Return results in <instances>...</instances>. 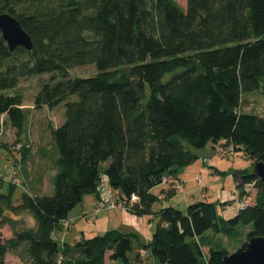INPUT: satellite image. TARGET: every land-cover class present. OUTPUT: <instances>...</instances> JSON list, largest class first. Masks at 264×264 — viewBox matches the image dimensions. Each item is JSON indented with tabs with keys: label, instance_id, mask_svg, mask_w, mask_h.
Returning <instances> with one entry per match:
<instances>
[{
	"label": "trees",
	"instance_id": "trees-1",
	"mask_svg": "<svg viewBox=\"0 0 264 264\" xmlns=\"http://www.w3.org/2000/svg\"><path fill=\"white\" fill-rule=\"evenodd\" d=\"M5 12L34 45L11 52L0 31V114L20 135L21 80L58 72L63 79L41 84L34 106L65 103L66 118L53 132L59 158L52 195L25 191L15 204L16 186L4 192L0 178V229L12 230L0 238V264L8 253L25 264H105L107 253L138 264L141 249L156 264H202L200 257L223 264L227 250L211 247L206 255L195 238L207 231L236 238L249 225L246 239L264 237V182L248 169L234 172L240 197L251 200L233 218L209 201L186 212L152 210V189L198 158L181 141L195 149L225 141L251 163L264 161V117L239 110L242 95L258 90L264 77V0H187L186 8L176 0H0ZM91 64L93 76L69 77ZM102 175L127 205L138 197L131 213L159 216L151 241L138 242L134 257L135 234L110 230L62 246L54 236L86 195L99 196ZM164 192L171 198L176 191ZM23 212L32 225H24Z\"/></svg>",
	"mask_w": 264,
	"mask_h": 264
},
{
	"label": "rangeland",
	"instance_id": "rangeland-1",
	"mask_svg": "<svg viewBox=\"0 0 264 264\" xmlns=\"http://www.w3.org/2000/svg\"><path fill=\"white\" fill-rule=\"evenodd\" d=\"M180 6L186 8L187 0H176ZM97 70L94 65H86L81 67H76L69 70V77H89L96 74ZM171 74H167L163 81H167L170 78ZM55 77V80H62L63 77L58 72L56 73H43L37 76L23 78L21 80L20 85L16 89L20 91V93L24 96V106L26 107V121L21 132L22 136L17 139V133L14 127H12L8 117L2 115L0 116V143L8 145L11 147V152L5 148L0 147V178L4 180V192H6L9 184L10 173L14 169V160L16 158H21V180L22 182L19 185H14L17 188V193H21L23 190H26L33 196H47L52 195L54 191L53 185V177L54 172L56 171V162L59 158L58 149L54 140V130L60 126L65 121V113L66 107L65 103H61L55 108H49L48 106H43L41 108H35L34 99L35 95L40 89V85L46 82H50L51 79ZM239 110L245 114H253L264 117V77L260 82V88L251 93H245L242 95V102L239 107ZM185 145V147L189 150H192L194 153L202 154V150L204 149H195L192 148L185 141H181ZM18 144L23 145V149L17 150ZM242 150H236L233 154L227 156L220 155V149L216 148V156L219 159H230L233 164H235V168H241L244 165L249 170L251 166L250 160L246 159L243 155ZM198 160V159H197ZM196 160V161H197ZM195 161V162H196ZM111 162L109 159L106 162L101 163V167L108 166ZM241 190V189H240ZM240 190L237 191L236 194L230 192V196L233 203H235V207L237 210H240V206L238 204V198L240 195ZM104 197H108L111 195L110 199H115L119 197L118 192H114L113 189L109 190V195L107 191H105ZM181 192H178L176 195L172 196V200L167 198L166 201L171 200L172 204H177L178 210L182 212H186L188 206H184V203L179 202L181 199ZM89 196V195H86ZM176 196V197H175ZM237 198L233 200V197ZM251 200V196L248 197ZM87 199V198H86ZM97 204L99 202V198L96 200ZM15 202V200H14ZM157 202V201H156ZM179 202V203H178ZM83 203V201L81 202ZM79 204L77 206V210L81 209L83 204ZM89 202L86 200L84 204V209H89ZM96 204V210H97ZM119 204V202H118ZM124 202L121 201L119 206H124ZM161 202L156 203L155 207H160ZM100 209L106 210L104 212L106 217L103 219L100 218L96 222V229H99L96 233L102 234L108 229L119 230L122 226L119 225V209ZM108 210V211H107ZM11 214V213H10ZM90 217L88 219H84L81 221V225L84 227H89L92 229V225H94L95 217L92 216V211L90 213ZM12 215V214H11ZM137 216V215H136ZM21 220L24 222V225H32L34 223L33 217L31 214L27 212H23L20 214ZM139 217V216H138ZM20 220V221H21ZM111 222L112 226L107 227ZM66 229L62 233L57 234V241L60 246H62L64 239L67 243L72 242L73 238L68 235L67 229L70 228V225H65ZM79 226V225H78ZM77 226V227H78ZM102 227H106L107 229H102ZM88 229V228H87ZM252 229V225L249 226H240L239 231L240 234L236 238H225L222 242H216V246L213 247L216 250L225 249L229 253L234 252L241 243L246 240V234ZM2 232H0V237L2 240L6 239V237L11 236L12 230L8 225H5L1 228ZM67 232V233H66ZM64 234V235H63ZM67 234V235H66ZM87 236H90L92 233H86ZM64 238V239H63ZM137 246L135 245V250L131 254L132 257L136 255ZM208 255V252H205ZM141 261L138 264H156L153 258L149 254H145L144 256H140ZM200 261L204 264V258L200 257ZM6 264H25L20 258L17 256L8 253L6 255ZM105 264H121L119 261H114L109 258V253L106 256Z\"/></svg>",
	"mask_w": 264,
	"mask_h": 264
},
{
	"label": "crops",
	"instance_id": "crops-1",
	"mask_svg": "<svg viewBox=\"0 0 264 264\" xmlns=\"http://www.w3.org/2000/svg\"><path fill=\"white\" fill-rule=\"evenodd\" d=\"M22 108L25 111L27 110L24 105L22 106ZM2 115L6 116L5 114H0V116ZM15 130L17 133V129ZM16 136L18 139L22 136V134L20 135L17 134ZM220 143L219 144L209 143L202 150L201 155L195 153L198 156L197 158L198 160L196 162H194L190 166L177 170L173 174V176L178 178L182 183L181 188L175 192V195L178 192H181L180 195L181 199L179 202L184 203L185 207L201 201L214 202L218 204V210L220 215L225 219H230L236 216L239 212V210H237L235 207V203H233L234 201H232L231 198H228L230 196V192L237 193V191L239 190L237 188V183L234 179V172L238 170L247 169L246 168L247 166L244 165L241 168H235V164H233V162L230 159H219L218 156H216V148L217 147L219 148ZM205 159H207L208 162H205L204 161ZM164 190L165 187L162 184L155 186L152 189V193L158 197L157 202H155L152 206V210L155 213H158L161 209L168 206H172L178 209L177 204L175 203L172 204L170 202L173 198H170L171 200L166 201L167 198ZM25 191L26 190H23L21 193H17V189H16L14 195L15 204H19L21 195ZM114 192H118V191L114 190ZM98 198L99 196L97 195L85 196L83 199V203H81L83 204L82 205L83 207L79 210H77L76 209L77 207H75L70 212L68 220H65L63 222L62 230H59L54 233L56 240H57V234L62 233L66 229L65 226L67 225L65 224L66 221L69 222L70 225V228L67 229V232L68 235H70L73 238L74 240L73 243L85 237L95 236L97 231L100 229V228L96 229V222L100 218L103 219L104 217H106V215L104 214L106 213L104 212L106 210H96V204H97L96 200ZM236 198L237 197L234 196L233 200H235ZM86 200H88L89 202L88 205L90 210L84 209V204ZM159 202H161V206L156 208L155 204ZM115 209H119V225L122 226L121 228H119V231L127 234H135L137 236L136 238L137 241L135 244L136 246L138 242L143 244H148L151 241L153 233L157 226V222L159 220V216L157 214L138 217L133 213H131L129 210H126L125 207L123 206H120ZM91 211H92V216L95 217L94 220L95 223L94 225H92L93 226L92 229H89V227H84L83 225H81L80 222L83 221L84 219H88L91 215L90 214ZM109 223L110 224L107 227L112 226V223L111 222ZM102 229H107V228L102 227ZM110 230H115V229H108L107 231ZM107 231L98 235H103ZM0 232H2L1 229ZM86 233H92V234L90 236H87ZM11 237L12 234L11 236L6 237V239H9ZM225 238L228 237L224 235L213 234L211 231H207L204 235L195 238V240L198 243H200V245L202 246V250L205 254L206 251L209 252L211 247L216 246V242H220V241L223 242ZM63 243H67L65 239ZM73 243L70 242L69 244H73ZM145 254H149V252L141 249L140 250L141 257L144 256Z\"/></svg>",
	"mask_w": 264,
	"mask_h": 264
},
{
	"label": "water",
	"instance_id": "water-1",
	"mask_svg": "<svg viewBox=\"0 0 264 264\" xmlns=\"http://www.w3.org/2000/svg\"><path fill=\"white\" fill-rule=\"evenodd\" d=\"M0 31L11 52L19 47L33 49L30 35L10 13H0ZM249 171L264 182V161L251 163ZM223 264H264V237L256 235L244 240L234 252L224 255Z\"/></svg>",
	"mask_w": 264,
	"mask_h": 264
},
{
	"label": "built area",
	"instance_id": "built-area-1",
	"mask_svg": "<svg viewBox=\"0 0 264 264\" xmlns=\"http://www.w3.org/2000/svg\"><path fill=\"white\" fill-rule=\"evenodd\" d=\"M18 148H16L18 151L21 150L23 148V145L22 144H18ZM219 149H220V155L221 156H227V155H230V154H233L235 151H236V148L235 146L233 145H225V141H222L219 145ZM246 158V157H245ZM20 160L21 158H16L14 160V169L12 170V172L10 173V177H9V183H11L12 185H19L22 180H21V163H20ZM205 162H208L207 159L204 160ZM165 188L166 190H170V189H174L175 191H177L178 189L181 188V181L174 177L173 175H165L163 178H162V183H161ZM251 188V185H246L245 187V190L246 191H249V189ZM99 202L97 204V210H100V209H112V208H116L117 206H119L120 202L123 201L124 202V206L126 210H129L130 207L128 206H131L134 202H136L138 200V197L137 196H133L130 203L131 205H127L126 202L120 198V197H116L114 200L113 199H110L111 195H109V190L111 191V187L108 183V179L106 178L105 175H102L101 176V179H100V184H99ZM105 191H107L108 197H104L105 195ZM236 194V193H234ZM112 198V197H111ZM119 202V204H118ZM249 202V198H248V195L246 196H242L241 197L239 196L238 198V204L240 206V210L244 209L247 204ZM65 224L69 225V222H65Z\"/></svg>",
	"mask_w": 264,
	"mask_h": 264
}]
</instances>
